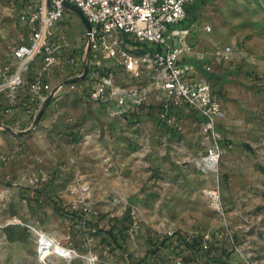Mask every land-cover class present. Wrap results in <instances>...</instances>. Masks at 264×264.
Instances as JSON below:
<instances>
[{
    "label": "rangeland",
    "instance_id": "obj_1",
    "mask_svg": "<svg viewBox=\"0 0 264 264\" xmlns=\"http://www.w3.org/2000/svg\"><path fill=\"white\" fill-rule=\"evenodd\" d=\"M17 12L0 0V85L26 35ZM181 29L183 60L222 106L218 162L203 161L210 131L200 114L181 110L165 122L151 110L148 120L122 121L86 103L96 78L81 67L75 78L52 71L34 125L21 109L0 111V264H149L158 244L161 260L150 264H165L170 232L187 243L217 239L196 256L178 250L187 264H264V0H192ZM80 45L84 55L85 38ZM52 243L70 255L51 253Z\"/></svg>",
    "mask_w": 264,
    "mask_h": 264
},
{
    "label": "built area",
    "instance_id": "obj_2",
    "mask_svg": "<svg viewBox=\"0 0 264 264\" xmlns=\"http://www.w3.org/2000/svg\"><path fill=\"white\" fill-rule=\"evenodd\" d=\"M12 1L26 35L13 52L17 61L15 69L0 85L5 103L0 111L4 116L21 109L29 117L30 126L39 119L42 105L52 94L47 75L61 62L70 60L63 55V46L52 30L65 17L67 6H76L91 25L90 31L85 30L83 61L86 60V78L96 80L86 93V103L113 113L122 121H138L144 110H156L165 122L173 120L172 115L177 111L198 113L207 121L210 131V145L203 161L210 166L218 162L217 126L223 116L222 106L214 99L211 84L199 79L197 67L183 60V49L176 42L183 34L181 25L187 19L192 0ZM118 69L132 80L131 85L120 82ZM65 75L71 77L73 74L67 71ZM144 75L151 88H145ZM154 101L159 103L157 109H153ZM210 196L217 202L216 193H210ZM82 211L85 215L90 213L86 206ZM84 223L77 224L76 229L81 230ZM90 231L95 233L96 227L91 225ZM173 236L176 243L168 247L174 253L165 257V264H187L178 250L183 248L189 256H196L206 253L217 241L209 234L195 236V243H187L183 237L171 232L166 238ZM52 245L49 248L53 253L69 256L70 249L64 255L65 247L58 243ZM157 248L149 254L151 261L161 260L160 254L165 248L159 244Z\"/></svg>",
    "mask_w": 264,
    "mask_h": 264
},
{
    "label": "crops",
    "instance_id": "obj_3",
    "mask_svg": "<svg viewBox=\"0 0 264 264\" xmlns=\"http://www.w3.org/2000/svg\"><path fill=\"white\" fill-rule=\"evenodd\" d=\"M65 16L67 18L66 20L68 22V25L67 24L64 25L61 22L60 24H58L54 27V29L52 30V33H53L54 37L59 41V43H61V45L63 46L62 50L65 52L63 55L69 57L70 60L69 61L65 60V61L61 62V64L58 65V68L54 71H59L63 75L65 72L68 71V73L73 74L71 77H74V78L80 77V75L78 74L80 67H81V70L83 71L82 74L86 75V70H85L86 67L84 69H82V66H83L82 62H83L84 55H82V53L79 54V52L81 51V46H82V45H80V42L85 37L86 28L84 26H82L83 30L80 32V30L77 27L81 24L80 23L81 20L72 10L68 9L66 11ZM71 37H74V41L72 43L70 42ZM75 37H76V40H75ZM77 37H79V38H77ZM72 59L74 61H72ZM71 61H72V63H71ZM117 71L118 72L120 71L123 73L122 69H118ZM59 72H57V73H59ZM20 113H22V111H20ZM22 117L24 120L23 123L28 122V118H29L28 116L22 115ZM147 117L148 116H146V115L140 116V118H141L140 120H142L143 118L147 119ZM0 124H3V123H0ZM4 127H5V125H4ZM120 127H122V126L120 125ZM116 129H119V127H117ZM149 258H150V256L148 255V259ZM149 261H150V263L154 262V261H151L150 259H149ZM210 263H211V261H210Z\"/></svg>",
    "mask_w": 264,
    "mask_h": 264
},
{
    "label": "water",
    "instance_id": "obj_4",
    "mask_svg": "<svg viewBox=\"0 0 264 264\" xmlns=\"http://www.w3.org/2000/svg\"><path fill=\"white\" fill-rule=\"evenodd\" d=\"M67 8L70 9V10H72L79 17V19L81 20L82 24L87 29V31H90L91 25L89 24V22L87 21V19L84 17V15L80 11V9L77 8L76 6H67Z\"/></svg>",
    "mask_w": 264,
    "mask_h": 264
},
{
    "label": "bare ground",
    "instance_id": "obj_5",
    "mask_svg": "<svg viewBox=\"0 0 264 264\" xmlns=\"http://www.w3.org/2000/svg\"><path fill=\"white\" fill-rule=\"evenodd\" d=\"M54 244L56 245L57 243H53V245H52L53 247H54ZM64 251H65L64 255H66V254L69 253L68 248H66ZM52 252H53V251L51 250V253H52ZM39 255H40V257H41L42 260H43L46 256H48L47 251H46L45 249H41V250H39ZM68 255H70V253H69ZM65 257H67V256H65Z\"/></svg>",
    "mask_w": 264,
    "mask_h": 264
},
{
    "label": "trees",
    "instance_id": "obj_6",
    "mask_svg": "<svg viewBox=\"0 0 264 264\" xmlns=\"http://www.w3.org/2000/svg\"><path fill=\"white\" fill-rule=\"evenodd\" d=\"M141 115H149V114H151V111L150 110H144V111H141V113H140ZM171 240L173 241V240H175V238H174V236L173 237H170V238H166V239H164V243L165 242H171ZM189 247L188 248H191V245H188Z\"/></svg>",
    "mask_w": 264,
    "mask_h": 264
}]
</instances>
